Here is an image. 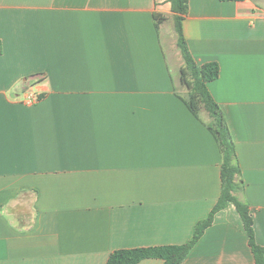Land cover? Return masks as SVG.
Listing matches in <instances>:
<instances>
[{
  "label": "crops",
  "instance_id": "crops-1",
  "mask_svg": "<svg viewBox=\"0 0 264 264\" xmlns=\"http://www.w3.org/2000/svg\"><path fill=\"white\" fill-rule=\"evenodd\" d=\"M169 19V0H0V264H105L185 243L207 217L221 157L177 94ZM182 30L196 63L219 65L207 87L264 246V0H188ZM181 264H255L232 203Z\"/></svg>",
  "mask_w": 264,
  "mask_h": 264
},
{
  "label": "trees",
  "instance_id": "trees-1",
  "mask_svg": "<svg viewBox=\"0 0 264 264\" xmlns=\"http://www.w3.org/2000/svg\"><path fill=\"white\" fill-rule=\"evenodd\" d=\"M169 2L176 33V46L182 58L178 83L179 86L184 87V90L177 94L197 119L203 121L201 114L204 112H207L210 117L205 125L215 139L221 157V190L215 205L206 218L195 224L193 235L187 242L176 245L114 250L108 256L105 264H137L148 258L161 259L162 264H181L204 230L212 223L214 214L229 203L234 205L242 220L254 263L264 264V246L259 245L255 240L253 218L249 212L248 204L238 196L243 190V182L238 178L239 165L234 141L224 112L213 99L207 87L208 82L218 77L219 65L214 61L196 63L189 51L182 30V21L188 11V0H169ZM153 17L154 26L158 31L166 18L159 13H155Z\"/></svg>",
  "mask_w": 264,
  "mask_h": 264
},
{
  "label": "rangeland",
  "instance_id": "rangeland-1",
  "mask_svg": "<svg viewBox=\"0 0 264 264\" xmlns=\"http://www.w3.org/2000/svg\"><path fill=\"white\" fill-rule=\"evenodd\" d=\"M163 32L165 33L166 35V38H167V41H166V38L162 32V40H163V43H164V46H165V49H166V52H167V55L169 57V60H170V63L171 65L174 63V59H173V56L170 52V48H169V44L172 45V47L174 46L175 44V41H176V33H175V29H174V22H173V19H169L167 22H165L163 28H162ZM168 42V43H167ZM181 61L180 60H177L176 61V64H180ZM180 90L183 91L184 90V87L181 85L179 86Z\"/></svg>",
  "mask_w": 264,
  "mask_h": 264
},
{
  "label": "built area",
  "instance_id": "built-area-1",
  "mask_svg": "<svg viewBox=\"0 0 264 264\" xmlns=\"http://www.w3.org/2000/svg\"><path fill=\"white\" fill-rule=\"evenodd\" d=\"M23 96V102L27 104L35 103L39 100V97L30 91H25Z\"/></svg>",
  "mask_w": 264,
  "mask_h": 264
}]
</instances>
